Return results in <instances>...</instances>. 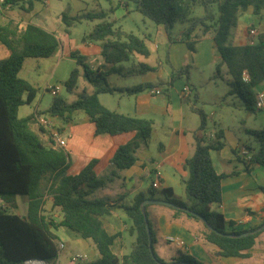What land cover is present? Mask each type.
Returning a JSON list of instances; mask_svg holds the SVG:
<instances>
[{"label": "trees", "instance_id": "obj_1", "mask_svg": "<svg viewBox=\"0 0 264 264\" xmlns=\"http://www.w3.org/2000/svg\"><path fill=\"white\" fill-rule=\"evenodd\" d=\"M123 1L126 0H121L117 8H126ZM34 2L35 0H5V5L8 10L17 8L26 14L33 10ZM135 3V11L161 27L169 40L170 31L177 23H187L181 41L185 42L190 51H195L194 39L198 35L195 33L196 29L203 35L212 33L220 64L226 67L230 76L228 85L244 101L248 110L256 111V89L264 81V32L251 36V29H245L247 42L238 46L231 41V30L237 27L239 18L249 10L255 16L264 17V0H135ZM197 8L203 14L193 17ZM108 18L109 12L104 11L75 16H68L64 12L61 14L62 22L68 28L82 21H99L82 38V42L98 43L104 63L102 69L90 71L95 74V80L91 81L84 57L71 53L77 66L84 69V78L94 84V90L91 93L81 92L71 103L58 95L53 96L46 114L66 124L72 120L73 113L84 112L93 124L96 136L133 133L134 138L129 143L116 147L110 154V164L121 171L135 164L137 150L147 147L153 122L112 112L100 104L98 95L119 93L133 96L151 89L153 85L139 84L119 88L107 83L108 76L122 74L120 64L130 62L135 55H150L144 40L133 33L115 28L116 22L108 21ZM0 43L9 52L7 59L0 60V198L25 196L27 201L25 216L9 213L0 205V264H25L35 260L57 264L59 242L52 231L58 227L91 242L97 252L95 260L78 264H202L181 252L170 262L157 256L153 228L147 213L150 204H146L143 210L141 206L145 200H155L152 185L146 193L136 194L129 205H117L104 199H89L90 195L97 189L104 188L117 174L97 177L94 172L96 161L92 160L78 174L68 175V153L64 149L44 144L30 130L29 123L33 115L18 117L19 108L31 104L36 97V90L18 77L23 63L28 58L51 57L59 47L56 36L32 23L20 28L13 22H0ZM140 66L144 69L142 74L150 71L144 65ZM185 72L172 68L166 86L171 87L174 80L182 79ZM216 74L219 75V68L216 69ZM79 76L77 69L71 71L64 84L66 92H73ZM99 81L102 86L95 85ZM185 83L191 90L187 76ZM195 101L196 98L190 110L199 117L200 125L193 135L194 152L183 165L187 177L181 182L186 202L171 198L173 194L170 189L163 190L164 198L156 199L170 204L168 208L175 216L183 214L202 222V238L217 248L220 257L247 259L248 252L264 235V222L254 228L235 231L232 223H227L223 215L214 209V206L221 203V181L229 175L215 171L210 151L223 149L226 140L221 130L214 134L213 140L207 141L199 135L204 132L207 117L196 107ZM189 102L190 97L185 100L186 104ZM248 134L256 143V148H245L247 154L244 155L245 160H241L245 172H250L256 165L264 168V129L249 130ZM233 174L236 172L231 175ZM261 191L264 195V189ZM46 197L51 201L52 207L61 212L62 219L58 224L51 217L43 215ZM119 211L131 221L128 233L135 238L130 251L120 257L112 251V246L121 237V233L109 234L101 221L112 212ZM144 215L147 217L154 258L148 247Z\"/></svg>", "mask_w": 264, "mask_h": 264}, {"label": "crops", "instance_id": "obj_2", "mask_svg": "<svg viewBox=\"0 0 264 264\" xmlns=\"http://www.w3.org/2000/svg\"><path fill=\"white\" fill-rule=\"evenodd\" d=\"M11 12L12 11H10V13ZM28 15H31L35 19L32 24L53 33L57 40L59 39L56 34L57 28L49 15L39 9H35V7H33L32 12L28 13ZM246 15H251L254 19L252 21L248 20V22L245 23V21H247L244 20ZM11 20L15 21L14 23L20 28L28 24L18 18L11 17ZM248 26L252 27L257 34L264 32V17L253 15L251 10L243 14L237 23L236 34L238 41H232L234 45L239 46L247 42L244 32ZM157 28L158 32H162L166 37L164 30L161 27ZM195 33L197 34V31H195ZM65 40L69 41L68 37H65ZM156 47L157 46H155V49ZM211 47L213 48V45H211ZM149 51L150 55L143 58L149 60L152 57V52L150 49ZM100 52L99 44L82 42L81 39L80 45H78V43L74 45H59L54 54H57L60 59L70 58L75 61L70 55L71 53H77L84 57V63L89 65L90 71H94L98 68L102 69L103 67L104 62ZM8 56V50L0 43V60H5ZM135 57L142 56L135 55L132 60H134ZM151 60V65L138 63L139 66L137 67V65L133 63V70H124L125 72L122 73L129 75L131 72V76L136 74L142 75L143 83L141 84H152L153 87L151 89H158L161 91L160 95H151L149 93L151 89L133 96L119 93L98 95L100 104L112 112L128 117L147 119L153 122V130L147 147L137 150V161L132 167L118 171L110 164L109 158L111 152L116 147L125 145L134 138L133 133L116 136H96L94 134L93 124L89 121L87 115L85 113L83 114L81 111L73 113L70 122L65 124L59 121L58 123L60 127V136L66 143L64 150L68 153L69 157L67 174H78L92 160L96 161L94 172L97 177L105 178L109 177L112 173H116L117 177L108 182L105 188L109 193L107 201L116 203L117 205H126V198L131 199L130 201L132 203L136 194L140 192L146 193L148 189L143 191L141 186L137 183L151 175H154L157 179L155 180L159 185L157 189H170L173 194L172 181L173 179L181 181L187 177V173L183 170V165L185 160L193 154L195 149L193 135L197 132L198 127L196 128V126L191 123L190 118L185 113V100L190 97L191 91L189 87L186 86L183 79H178L170 87L171 91L166 94L164 92V86H166L169 81V75L167 74V78L164 79L163 66L164 64L165 66H168V64L170 66V56L166 59H161V57L157 55L156 57H152ZM140 65H144L147 69H150V71L142 74L141 71H144V69ZM112 76L121 75H110L107 78ZM110 85L119 88L131 87L116 84ZM257 88V93L264 94V81ZM185 89H188V92H185ZM190 112L193 113L191 110ZM256 112L261 113L260 117L263 125L264 104L261 109L256 108ZM38 113L39 112L35 109L28 115H33V119L29 123V128L33 133L39 136L44 144L52 146L53 141L37 123L36 114ZM231 119L233 122H237L235 118ZM159 121H161L160 124ZM262 125L261 127H264V125ZM245 132L248 134V131ZM199 135H202V133L200 132ZM226 141L225 146L220 151H210V157L215 171L219 174L229 175L221 181V203L214 206V209L223 215L227 223H232V229L235 231L257 227L264 222V195L261 191V189H264V168L256 165L251 168L250 172H245L244 165L238 166L236 162L245 160L242 154L243 149L249 147L251 150H254L255 147L240 144L235 136H231L230 142H228V140ZM154 147L155 149L153 150ZM232 172H236V174L231 175ZM153 182L154 181H152V183ZM158 206L163 205L150 204L147 208V213L154 233V249L156 248L158 255L167 259V262L172 261L179 255V253L176 254L170 247L163 245L164 242L167 243L166 239L171 237L184 243V246L181 247L182 250H178V252L190 258L192 256L195 261L200 263L264 264V235L261 236L260 242L248 252L249 258H222L219 256L217 248L205 242L202 238V232L204 231L202 222L195 221L183 214L175 216L174 212L167 207ZM17 209L18 208H13L12 213H18ZM26 211L27 201L22 213L16 215L25 216ZM43 211V215L51 217L55 224H58L62 219L60 210L58 208H53L50 200L45 202ZM120 214L123 213L120 211L112 212L101 219L103 228L109 234L121 233V237L117 239L112 246V251L118 257L127 254V252H124L122 244H120V241L124 237L122 232L118 230ZM52 232L57 237L61 234V237L67 239L76 238L75 235L63 227H58ZM58 239L60 238L58 237ZM117 241H119L118 252L114 250ZM88 242L89 241L84 240L85 249H87L89 261H93L97 257V252L93 245Z\"/></svg>", "mask_w": 264, "mask_h": 264}, {"label": "rangeland", "instance_id": "obj_3", "mask_svg": "<svg viewBox=\"0 0 264 264\" xmlns=\"http://www.w3.org/2000/svg\"><path fill=\"white\" fill-rule=\"evenodd\" d=\"M120 1L121 0H112V2H107L105 0H35L34 7L35 9H39L49 15L52 21H54V25L57 28L56 34L59 37V45H74L75 43L80 45L81 39L90 33L94 26L99 23L97 20L92 22L82 21L80 23H75L68 28L61 20V14L63 12L68 16H75L77 14L88 12H109L108 21H115V28H119L126 33H133L138 38L144 40L145 44L152 52V57L158 55L161 59H166L170 56V66L169 64L168 66H165V64L163 66L164 79L167 78V74L170 77L172 68L175 70H183L184 72L187 71L182 79L185 82L186 76L188 77V84L191 87V103H185V113L190 118L191 123L196 126V128L199 127V117L190 112L191 104L194 103L196 98V107L201 109L207 117L206 127L204 132H202V136L206 140H213L214 134L219 130H222L225 140H228V142L231 141V136H235L240 144L256 148V143L253 138L245 131L260 130L264 128L261 127V113L248 110L244 101L236 93L232 92L231 87L228 85L230 76L228 75L226 67L220 64L218 53L215 50L212 41V33L203 35L198 29H196L198 35L197 38L194 39L195 51H190L186 48L185 42L183 40L181 41L182 33L187 28V23H177L170 31L169 40L164 34H162V32H158L156 25L143 18L135 11V0L123 1L126 4V8H117ZM10 11L12 12L10 13ZM10 14L11 17L23 20V22L32 23L35 21L31 15H28V13L25 14L21 10L14 8L8 10L4 16H0V22L14 23L15 21L11 20ZM202 14V10L197 8L193 13V17H198ZM253 19V16L246 15L244 20H247L245 21V23H247L248 20L252 21ZM247 28L251 29L252 27L248 26ZM236 31L237 28L231 30V41H238ZM65 37H68L69 41L65 40ZM96 45H98V43H96ZM211 45H213V48ZM155 46H157L156 49ZM152 57L149 60L143 57H135L134 60L130 62L122 63L119 65L121 70L123 69L121 72H125L124 70H133V63H135L137 67L139 66L138 63L151 65ZM87 66L89 67V65ZM217 68H219V75L216 74ZM74 69L78 70L80 76L73 92L68 93L64 90V84L68 80L71 71ZM130 74L126 75V73H122L121 76L109 77L107 78V83L121 86H135L143 83L142 75L136 74L131 76ZM83 75L84 69L77 66L76 61L70 58L60 59L57 54H53L51 57L45 59H25L18 77L28 82L36 90V97L31 104L23 105L19 108L18 117L26 118L35 109L39 112L38 114L40 116H49L46 114V111L52 103L53 96L49 91H45V87L48 85L58 86V96L67 103L73 102L78 94L83 91L91 93V91L94 90V84H90ZM88 76L91 81L95 80V74L93 72L90 73V69L88 70ZM177 80L178 79L174 80V82ZM95 85L102 86L103 84L99 81ZM164 87L165 93L171 91L170 87ZM82 113L84 114V112ZM231 118H235L237 122H233ZM160 123L161 121H159V124ZM154 149L155 147L153 150ZM236 165L243 166V162H236ZM155 180H157L156 177L151 175L150 177L138 181L137 184L141 186L143 191H146L151 187L152 181L155 182ZM172 186L173 195L170 197L185 203L186 199L182 182L173 179ZM152 192L155 200H157L156 198L165 197L163 190L160 188L152 189ZM108 194L107 189L104 187L97 189L95 193L88 198L107 200V198H109ZM46 199L48 201L47 197ZM130 200L131 199L126 198L125 204H131ZM0 205L6 208L9 213H12L13 208H18V213H22L26 206V197L3 196L0 198ZM131 225V221L124 214H120L118 230H120L124 236L120 241V244H122L124 252L127 253L130 251V246L135 240L134 236H130L128 233ZM58 237L60 238L58 241L63 244V249H60L59 251L57 264H71L72 257L77 255L87 256V249H85L84 240L76 236V238L67 239L61 237V234L58 235ZM88 243L90 244L91 242ZM163 245L170 247L176 254L179 253L178 250H182L181 247H178L173 243L164 242ZM114 250L118 252L119 241L116 242ZM155 252L159 258L165 262L168 261L158 255L156 248ZM191 259L195 260L192 256ZM83 262H90L89 257L87 256L86 260Z\"/></svg>", "mask_w": 264, "mask_h": 264}, {"label": "built area", "instance_id": "obj_4", "mask_svg": "<svg viewBox=\"0 0 264 264\" xmlns=\"http://www.w3.org/2000/svg\"><path fill=\"white\" fill-rule=\"evenodd\" d=\"M8 7L5 5V0H0V16H4L6 12L8 11ZM257 32L253 29L250 30V35L255 36ZM245 79V78H244ZM58 86H46L45 91H49L52 96H57L58 95ZM188 92V89H185V92ZM151 95H160L161 91L158 89H151L149 91ZM264 104V94L263 93H258L256 97V108L261 109ZM36 120L39 126L44 130V132L48 135V137L53 141L52 147L54 148H59V149H64L65 148V141L61 138L60 136V127L58 125L59 120L55 117L52 116H40L36 114ZM243 155H246L247 152L245 149L242 151ZM159 187L157 181L152 183V188L157 189ZM166 241L168 243H173L176 244L178 247H183L184 243L178 239L175 238H167ZM59 249H63V244L59 243L58 244ZM86 260L85 256H74L71 259V264H78L80 262H83ZM34 261H28L25 264H30ZM45 264V263H44Z\"/></svg>", "mask_w": 264, "mask_h": 264}, {"label": "water", "instance_id": "obj_5", "mask_svg": "<svg viewBox=\"0 0 264 264\" xmlns=\"http://www.w3.org/2000/svg\"><path fill=\"white\" fill-rule=\"evenodd\" d=\"M146 204L164 205V206H167V207L171 206L170 204H168L166 202H163V201H159V200H145L142 203V205H141L142 206V210L144 209ZM144 219H145V224H146V230H147V233H148V247H149V250H150V253H151L152 257L154 258V254H153V250H152L151 238H150V234H149V227H148L147 217L145 215H144ZM240 236H244V235H240ZM35 261L44 263L43 261H39V260H35Z\"/></svg>", "mask_w": 264, "mask_h": 264}, {"label": "bare ground", "instance_id": "obj_6", "mask_svg": "<svg viewBox=\"0 0 264 264\" xmlns=\"http://www.w3.org/2000/svg\"><path fill=\"white\" fill-rule=\"evenodd\" d=\"M30 264H43V263L42 262H38V261H34V262L30 263Z\"/></svg>", "mask_w": 264, "mask_h": 264}]
</instances>
